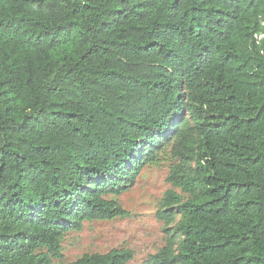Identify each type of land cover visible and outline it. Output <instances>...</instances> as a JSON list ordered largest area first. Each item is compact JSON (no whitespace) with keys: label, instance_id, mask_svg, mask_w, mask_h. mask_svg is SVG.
Listing matches in <instances>:
<instances>
[{"label":"trees","instance_id":"obj_1","mask_svg":"<svg viewBox=\"0 0 264 264\" xmlns=\"http://www.w3.org/2000/svg\"><path fill=\"white\" fill-rule=\"evenodd\" d=\"M166 150L142 264H264V0H0V264L128 216L117 197Z\"/></svg>","mask_w":264,"mask_h":264},{"label":"rangeland","instance_id":"obj_2","mask_svg":"<svg viewBox=\"0 0 264 264\" xmlns=\"http://www.w3.org/2000/svg\"><path fill=\"white\" fill-rule=\"evenodd\" d=\"M166 152H159L155 163L143 167L135 184L117 199L129 212L113 220L85 222L79 232H69L62 238V259L53 264L72 261L87 252H106L113 248H130L134 252L128 264H142L149 254L162 246V222L155 213L168 188L166 177L171 161ZM177 191L181 193L179 189Z\"/></svg>","mask_w":264,"mask_h":264}]
</instances>
